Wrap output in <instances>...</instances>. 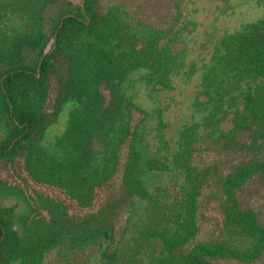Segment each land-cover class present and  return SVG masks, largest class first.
<instances>
[{"label": "trees", "instance_id": "trees-1", "mask_svg": "<svg viewBox=\"0 0 264 264\" xmlns=\"http://www.w3.org/2000/svg\"><path fill=\"white\" fill-rule=\"evenodd\" d=\"M198 1L0 0V264H264V16Z\"/></svg>", "mask_w": 264, "mask_h": 264}, {"label": "rangeland", "instance_id": "rangeland-1", "mask_svg": "<svg viewBox=\"0 0 264 264\" xmlns=\"http://www.w3.org/2000/svg\"><path fill=\"white\" fill-rule=\"evenodd\" d=\"M199 11L195 14V19L199 22V32L196 35V51L192 54V57H196L198 54L204 53L210 49L211 45H207L208 48H203L202 43H208L209 34L214 29L217 35L223 32H231L239 29L243 24L249 22H255L264 16V8H261L257 4V0H199L196 4ZM212 27H214L212 29ZM205 49V50H204ZM175 92L177 95L178 104L170 113L167 114L168 122L174 123L179 119L184 118L189 114L188 99L190 93L194 91V86L180 88ZM143 102L146 106H151L149 102L143 98ZM7 203L11 205L14 201L8 200ZM145 204H141L137 210L139 219L136 217L134 221L143 223L146 221L147 213L144 211ZM131 236L134 232L131 231ZM99 248L98 246L87 247L85 250H79L78 252H72L68 259H61L60 254L55 252L50 253L46 257V264H98L99 261Z\"/></svg>", "mask_w": 264, "mask_h": 264}, {"label": "flooded vegetation", "instance_id": "flooded-vegetation-1", "mask_svg": "<svg viewBox=\"0 0 264 264\" xmlns=\"http://www.w3.org/2000/svg\"><path fill=\"white\" fill-rule=\"evenodd\" d=\"M76 251L78 252L79 250L76 249ZM76 251H71V252L67 255L66 258H63L62 255H60V257H61V259H63V260L68 259V256H69L72 252H76ZM48 255H49V254H48ZM48 255H47V256H48ZM47 256H46V257H47ZM45 260H46V259H45ZM45 264H46V261H45ZM66 264H69V263H66Z\"/></svg>", "mask_w": 264, "mask_h": 264}, {"label": "water", "instance_id": "water-1", "mask_svg": "<svg viewBox=\"0 0 264 264\" xmlns=\"http://www.w3.org/2000/svg\"><path fill=\"white\" fill-rule=\"evenodd\" d=\"M82 4H84V0H82ZM56 38V37H55Z\"/></svg>", "mask_w": 264, "mask_h": 264}]
</instances>
